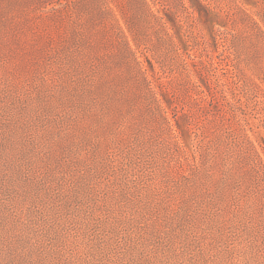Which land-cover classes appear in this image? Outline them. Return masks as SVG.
<instances>
[{"label":"rangeland","instance_id":"rangeland-1","mask_svg":"<svg viewBox=\"0 0 264 264\" xmlns=\"http://www.w3.org/2000/svg\"><path fill=\"white\" fill-rule=\"evenodd\" d=\"M0 264H264V0H0Z\"/></svg>","mask_w":264,"mask_h":264},{"label":"trees","instance_id":"trees-1","mask_svg":"<svg viewBox=\"0 0 264 264\" xmlns=\"http://www.w3.org/2000/svg\"><path fill=\"white\" fill-rule=\"evenodd\" d=\"M252 19H253V21L258 25V22H256L254 18H252ZM260 30H261V29H260ZM161 110L166 111V109H165L163 106H161Z\"/></svg>","mask_w":264,"mask_h":264}]
</instances>
